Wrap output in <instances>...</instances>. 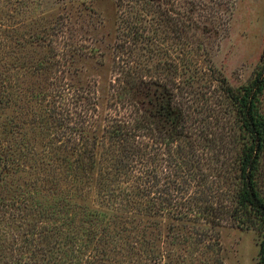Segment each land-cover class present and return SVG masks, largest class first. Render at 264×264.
Returning a JSON list of instances; mask_svg holds the SVG:
<instances>
[{
  "label": "rangeland",
  "instance_id": "374dc122",
  "mask_svg": "<svg viewBox=\"0 0 264 264\" xmlns=\"http://www.w3.org/2000/svg\"><path fill=\"white\" fill-rule=\"evenodd\" d=\"M263 57L264 0H0V155L9 161L0 178V264L18 258V264H258L259 229L227 211L203 218L201 207L224 211L230 203L225 192L238 180L237 121L226 90L250 83ZM128 62L138 75L165 82L173 105L186 108L190 119L210 122L194 142L204 158L191 155L192 166L172 175L178 184L167 181L168 191L161 169L151 192L137 167L116 172L122 152L103 134L107 118L123 110L112 93ZM66 87L73 115L66 124L79 118L72 96L79 92L93 145L78 153L84 183L77 181L69 196L70 210L62 213L68 219L58 220L64 194L54 189L60 187L54 177L76 173L79 161L57 171L42 161L38 153L55 127L37 121L56 124L61 115L54 120L42 110L60 111L57 94ZM259 104L264 111V92ZM187 167L195 173L189 182ZM258 176L264 196V155ZM87 210L91 220L82 214ZM72 215L76 235L108 222L114 236L97 250V237L79 248L83 240L70 242L67 234Z\"/></svg>",
  "mask_w": 264,
  "mask_h": 264
},
{
  "label": "trees",
  "instance_id": "16d2710c",
  "mask_svg": "<svg viewBox=\"0 0 264 264\" xmlns=\"http://www.w3.org/2000/svg\"><path fill=\"white\" fill-rule=\"evenodd\" d=\"M137 73V66L131 62L124 64V67H122L118 87L112 95H114V104L119 105L118 107L123 110L118 116L115 114L107 118L103 134L105 133L104 136L107 135L108 139H110V147L117 145L120 152H122L121 156L123 159L115 164L113 163L116 172L122 173L127 169L135 170L137 167L139 175L142 174V176L147 178L145 180L147 185L143 187L151 192L157 186V173L163 171L162 177L166 180L164 182L166 187L163 189L168 191V189L170 190L173 187L169 184L170 182L175 183V185L178 184L177 180H170L172 175L177 174L178 171L182 172V168L188 164L192 166L193 157L191 155L198 156V159H194V161L200 162L204 158L205 153H201L203 151L199 150L200 142L199 144L194 142L197 139L196 136L201 135L204 132L203 130L210 126V122L201 117H192L193 119H190L186 108L183 110L181 107L173 105L172 91L167 89L165 82L152 78L146 79ZM66 88L68 90H60L57 94V97L63 100L61 104L58 100L61 107L60 111L56 108L42 110L44 114L50 115V118L54 120H56L58 115H61V118L56 120V124L46 125L45 122H42L43 120H38L37 123L39 124H36L41 128L45 126L46 129H50L51 126L55 127L53 133H51L53 140L47 143V147L45 145L44 150L40 154L38 153V155L43 156L42 161H52L54 163L51 169L57 171L60 168L59 166L63 164L71 170L73 163L79 161L76 173L67 172L63 175L57 174L54 177V184L61 187H55L54 189L64 194L62 196L63 204L61 205L63 207L56 209L59 212L57 214L58 220L68 219L62 213L68 214L70 210L69 196L73 194L77 181L80 180L82 184L84 183V177L79 174L80 170H82V163L78 153L86 149V146L93 145V143L86 141L89 138L87 135L88 124L91 122H85L87 120L85 117L88 116L87 113L89 111L83 104H80L82 95L79 92L72 94V96L74 95V104L81 106L77 110L79 118L77 120L74 117L73 128L66 124L69 118H73L70 109L67 110L66 108L68 107L65 106L66 101L69 105L72 104L69 87ZM2 90H4L3 87H0L1 96ZM263 92L264 57L260 69L250 83L236 90H226L237 121V135L234 139L237 145V153L233 162L237 169L238 175L236 177L238 180L234 189H228L229 193L225 192L228 196L230 194V203L224 211L212 207H201L204 214L203 218H207L212 213H215L217 217H222L227 211L229 217L238 220V223L241 222L243 226L257 227L262 236L258 249V264H264V196L258 190L259 165L264 155V111L260 109L259 104ZM38 95H42V93H38ZM3 101V97L2 99L0 98V102L3 103ZM55 103L53 107L57 106ZM173 106L175 109H173ZM64 138L66 142H64ZM176 141L181 143H177V148L173 149L174 145L172 143ZM17 144L22 145V142L16 143L14 148L19 146ZM29 148L31 151L32 148ZM61 149L63 154H57V151ZM184 149L188 151L185 152ZM196 150H199L197 155H195ZM66 151H69L68 154ZM102 153L101 151L100 156H102ZM159 160L161 164L156 165L155 162ZM8 163L9 161L0 155V178L3 176L2 167L4 166L5 168ZM184 171L187 173V181H191L193 178L192 174H195L194 170L191 171L190 167H187ZM64 185L67 187L62 188ZM222 193L224 194V192ZM150 205L151 203L146 204L148 209ZM102 213L106 215V210L105 212L103 210ZM82 214L87 216L89 220L91 218L88 216L94 217L88 210L83 211ZM103 214H98L97 216L102 218L104 217ZM69 220L67 223L69 241L76 242L78 238H81L83 241H80L79 248H90V244L97 237L96 243L98 242V244L93 248L91 247L92 250H97L96 248L100 244H103L100 246L108 245L103 243L105 238L114 236L110 232L111 226L108 225L107 221V223H100V225L92 223L90 228L85 230L86 234L84 237L78 236L69 227L71 224H75L76 216L73 217L72 215ZM213 220L215 221V219ZM26 250H31V246H28V240ZM31 254L32 256L35 255L34 252H29L26 257L35 262L36 260L31 257ZM18 259L23 260V258ZM20 260L15 259L11 264H18ZM24 264H29V262L24 259Z\"/></svg>",
  "mask_w": 264,
  "mask_h": 264
}]
</instances>
